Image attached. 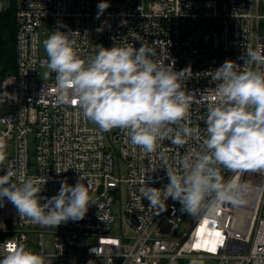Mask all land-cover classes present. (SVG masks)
<instances>
[{
    "label": "built area",
    "instance_id": "built-area-1",
    "mask_svg": "<svg viewBox=\"0 0 264 264\" xmlns=\"http://www.w3.org/2000/svg\"><path fill=\"white\" fill-rule=\"evenodd\" d=\"M6 6L0 0V12ZM14 15L15 67L0 80V175L15 183L34 178L45 198L59 191L61 181L80 180L93 203L83 219L57 227L33 223L15 208L13 223L1 231L0 256L23 243L50 264H192L194 258L196 264H264V173L218 165L225 181L238 176L254 193L242 204L221 202L210 215H189L170 197L163 208L142 198L144 181L157 188L168 183L165 156L167 166L177 168L186 153L199 150L215 86L211 71L226 59L243 64L246 48L264 49V0H109L103 14L95 15L100 46L139 47L143 41L153 59H174L177 70L191 65L185 87L192 102L182 123L192 134L183 145L174 144L178 126L170 125L173 133L152 152L133 145L125 129L88 128L78 103L57 100L43 41L57 27L74 30L77 55H94L90 0H14ZM206 223L210 231L196 244Z\"/></svg>",
    "mask_w": 264,
    "mask_h": 264
},
{
    "label": "clouds",
    "instance_id": "clouds-1",
    "mask_svg": "<svg viewBox=\"0 0 264 264\" xmlns=\"http://www.w3.org/2000/svg\"><path fill=\"white\" fill-rule=\"evenodd\" d=\"M108 7L109 0H99L97 16ZM76 32L57 27L43 41L47 68L56 74L57 100L75 101L102 130H127L130 142L146 152L173 133V124L178 127L172 143L183 145L192 134L182 123L192 102L185 87L192 75L191 65L177 70L174 59L168 63L153 59L152 49L143 41L139 47L128 42L101 45L83 60L74 48ZM242 59L243 64L226 59L211 71L210 81L215 86L207 102L206 136L199 150L186 153L177 168L167 166L164 157L168 183L162 188L144 181L142 198L149 201V207L163 208L170 197L189 215H210L221 202L242 204L248 192L238 176L225 181L218 165L234 172L264 173V49L246 48ZM3 148L0 144V150ZM40 192L32 177L15 183L7 174L0 175V207L6 199L19 216L33 223L57 227L78 221L93 203L86 183L80 180L75 184L61 181L59 191L51 197H42ZM0 264L50 262L20 243L0 256ZM192 264H196L195 258Z\"/></svg>",
    "mask_w": 264,
    "mask_h": 264
},
{
    "label": "trees",
    "instance_id": "trees-1",
    "mask_svg": "<svg viewBox=\"0 0 264 264\" xmlns=\"http://www.w3.org/2000/svg\"><path fill=\"white\" fill-rule=\"evenodd\" d=\"M15 15L14 0L0 12V80L15 67Z\"/></svg>",
    "mask_w": 264,
    "mask_h": 264
},
{
    "label": "rangeland",
    "instance_id": "rangeland-1",
    "mask_svg": "<svg viewBox=\"0 0 264 264\" xmlns=\"http://www.w3.org/2000/svg\"><path fill=\"white\" fill-rule=\"evenodd\" d=\"M98 3H99V0H90V12L94 15L93 18L91 19V24H90V29H91L90 30V42L93 45V47L97 50L100 47V30L99 31L97 30V29H100V24H99L97 18L95 17V15H97V11H98V9H97ZM85 125L88 128H94V129L99 128V126L89 118L85 119ZM1 172H2V170L0 168V173ZM248 178H250V176H248ZM245 184L248 186V192H247L244 199H247V198H249V196L252 193H254V191H253V186L251 187L247 183H245ZM89 195H90V197H92V195L90 193H89ZM120 198H121V203H122L124 198H125V190L124 189H121ZM4 205L13 206V204L11 202L7 201L6 199H5ZM5 210L7 211V208H5ZM112 211L115 214L116 213L118 214V203L117 202H115V204L112 206ZM1 214H2V209H0V228L2 227L1 226V223H2ZM115 223H116V227H117L118 218L116 219ZM124 232H125V235H127L125 227H124ZM45 251L47 253L51 252V245L49 244L48 237H45Z\"/></svg>",
    "mask_w": 264,
    "mask_h": 264
},
{
    "label": "crops",
    "instance_id": "crops-1",
    "mask_svg": "<svg viewBox=\"0 0 264 264\" xmlns=\"http://www.w3.org/2000/svg\"><path fill=\"white\" fill-rule=\"evenodd\" d=\"M5 208H7V211L5 210ZM0 209H2V214H1V219H2V223H1V228H0V238L4 237V233H2L1 231L9 228L11 226V224L13 223V219L15 217V206H6L4 205L3 207H0Z\"/></svg>",
    "mask_w": 264,
    "mask_h": 264
},
{
    "label": "bare ground",
    "instance_id": "bare-ground-1",
    "mask_svg": "<svg viewBox=\"0 0 264 264\" xmlns=\"http://www.w3.org/2000/svg\"><path fill=\"white\" fill-rule=\"evenodd\" d=\"M247 206V205H246ZM205 226L207 228H205ZM205 226H201L200 229L198 230L197 232V235L196 237L194 238V241L196 242L197 240H200V239H204L206 236H207V233L210 231V225L209 224H205ZM197 244V242H196Z\"/></svg>",
    "mask_w": 264,
    "mask_h": 264
},
{
    "label": "snow or ice",
    "instance_id": "snow-or-ice-1",
    "mask_svg": "<svg viewBox=\"0 0 264 264\" xmlns=\"http://www.w3.org/2000/svg\"><path fill=\"white\" fill-rule=\"evenodd\" d=\"M73 103H75V101H73Z\"/></svg>",
    "mask_w": 264,
    "mask_h": 264
}]
</instances>
